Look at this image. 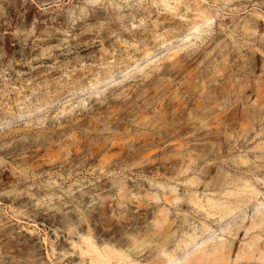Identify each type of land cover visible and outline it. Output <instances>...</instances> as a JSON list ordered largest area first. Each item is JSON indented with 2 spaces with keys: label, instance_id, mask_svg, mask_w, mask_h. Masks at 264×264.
I'll return each instance as SVG.
<instances>
[{
  "label": "rangeland",
  "instance_id": "374dc122",
  "mask_svg": "<svg viewBox=\"0 0 264 264\" xmlns=\"http://www.w3.org/2000/svg\"><path fill=\"white\" fill-rule=\"evenodd\" d=\"M105 250L264 264V0H0V264Z\"/></svg>",
  "mask_w": 264,
  "mask_h": 264
},
{
  "label": "bare ground",
  "instance_id": "6f19581e",
  "mask_svg": "<svg viewBox=\"0 0 264 264\" xmlns=\"http://www.w3.org/2000/svg\"><path fill=\"white\" fill-rule=\"evenodd\" d=\"M224 214H226V212H224ZM169 233V230L167 229H163L162 233L157 232L156 236L154 237L155 240L159 241L160 238L166 237ZM162 239V240H163ZM189 242H187V239H184V245L187 246L188 243H190L194 238H192V236H190ZM164 246L165 243H161L159 248L161 251L164 250ZM202 254L201 255H195L194 253H190L189 256L187 258H183V261L186 262L189 258L193 257L194 255V259L196 261H203L204 257L207 256L209 254L208 250L206 248L202 249ZM224 253V246L222 244L213 246L211 249V254H218V255H222ZM113 257H117L119 259L122 258V254H117L115 255L114 253H112L111 251H106L104 253H96L93 254V256H91V264H109L110 260ZM171 260V258H170Z\"/></svg>",
  "mask_w": 264,
  "mask_h": 264
}]
</instances>
